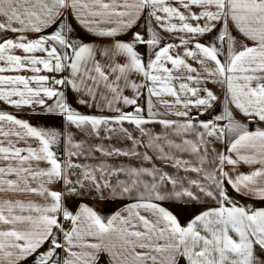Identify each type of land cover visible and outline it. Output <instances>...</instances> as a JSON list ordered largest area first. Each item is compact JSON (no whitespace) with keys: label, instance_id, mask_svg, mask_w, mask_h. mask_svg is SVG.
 Listing matches in <instances>:
<instances>
[{"label":"snow or ice","instance_id":"obj_1","mask_svg":"<svg viewBox=\"0 0 264 264\" xmlns=\"http://www.w3.org/2000/svg\"><path fill=\"white\" fill-rule=\"evenodd\" d=\"M69 17L109 45L73 38ZM142 18L143 31H133ZM164 33L179 43H165ZM209 33L215 42H201ZM209 85L224 90L222 100ZM69 87L87 97L80 104L102 101L116 115L73 109ZM129 88L132 96L124 94ZM145 90L146 109L138 103ZM0 102L62 116L100 141L77 142L0 111V193L44 201L0 199V264H98L101 253L110 264H264V208L239 205L225 187L264 201V0H0ZM217 104L220 114L200 119ZM62 135L64 159L54 150ZM96 153L127 162L73 160H97ZM241 162L251 171L237 172ZM57 184L63 192L53 190ZM66 196L131 202L105 216L83 202L73 212ZM205 198L217 207L186 225L159 203Z\"/></svg>","mask_w":264,"mask_h":264},{"label":"crops","instance_id":"obj_2","mask_svg":"<svg viewBox=\"0 0 264 264\" xmlns=\"http://www.w3.org/2000/svg\"><path fill=\"white\" fill-rule=\"evenodd\" d=\"M174 6H178L175 5ZM183 10V9H181ZM69 20L71 22V25L74 29V32L71 33V36L73 38H78L79 40H82L85 43H94L96 47H107L110 43V40L108 38H98L95 37L91 34H87L76 22L75 19L69 17ZM143 26H144V19H141L140 24L138 25L137 29H133V31L135 30H140L143 31ZM53 28H49L46 29L44 34L50 33L54 30ZM217 28H220V25H217ZM232 33L233 35L239 37L240 39H243L242 37H240V34L238 33V31L235 30V28H232ZM30 38H34L35 34L29 33L28 34ZM178 35V34H177ZM8 37L10 38H14V34L12 33H8L7 34ZM131 36V33L127 34V35H123L121 37H119V39L122 40H128ZM163 40L165 43L168 42H174V43H179V40L176 39L175 35H171V34H167L164 33L163 34ZM201 42L203 43H214L215 42V36H213L211 33L209 34H205L203 37H200ZM250 43V42H248ZM226 47V46H225ZM138 51H140V53L143 55L146 51V49L141 46ZM17 54H21V53H17ZM97 59H100L101 62H104L103 59L97 55ZM196 66V65H193ZM15 73H5V75H13ZM23 75H31V73H20ZM41 74H45V73H41ZM68 73L65 72L63 75H67ZM135 79V77H133ZM209 87L212 88V90L221 97V100L223 99V95H224V90L218 86V85H209ZM65 92V96L67 99V102L71 105V107L79 112H81L82 114H88V115H96V116H113L116 115V113L111 112L107 109L106 106L103 105L102 101H98V103L100 104V107H88L87 105H83L79 103L80 99H87V97L82 96L79 93H75L71 90V88H65L64 89ZM125 95L128 96H132L133 92L132 90L129 89H125L124 92ZM146 99H147V92L146 90L144 91V94L140 97V99L138 100V103L144 107L145 109L147 108V104H146ZM155 99V98H153ZM167 99H171L170 97H168ZM48 103H52V101H48ZM119 107H121L124 111H132V108L129 106H124L122 104L118 105ZM0 111L2 112H6V113H10L14 116H17L18 118L27 120L30 124H32L33 126H38V127H42L48 130H56L58 132H60L61 134H67V133H71L72 134V139L74 141H86L89 144H95V143H99L100 141H97L95 138L93 137H87L85 136L83 133H81L78 129H76L75 127L68 125L66 123V121L64 120V118L62 116L59 115H55V114H47L42 112L39 108H37L35 111H33L32 109L29 108H24V109H15L13 107H11L10 105H7L3 102H0ZM222 111V105L217 104V106L210 111V114H205L203 116L200 117V119L202 120H208L211 119L212 117H214L215 115L220 114ZM146 114V112H145ZM196 112L195 110H193V115H195ZM238 118H239V114ZM169 119H176V117H166ZM147 126V125H146ZM125 127H128L129 130H132V126L131 125H127L125 124ZM135 135H139L138 132H134ZM103 135V133H102ZM0 139H3L2 137H0ZM11 139L15 140V137H11ZM6 143V142H5ZM104 143L107 145L109 144L108 141H104ZM113 143H116L117 145H127L130 146V142L127 141H119L116 142L114 141ZM28 144H31V146L33 147H37V142L35 140H29ZM18 147H26L27 145L21 141L19 143H17ZM221 146V151H224V145L220 144ZM65 147H66V140L63 138V135L61 137V142L59 144H57L56 146H54V150L57 152L58 156L61 159L66 158V152H65ZM26 154V153H25ZM96 157H98L97 160H92V159H84L83 157L77 159V158H73L74 162L77 163H85V164H94V163H98L100 159H106L108 160L109 163H113V164H117V159L118 158H103L100 157L99 153L95 154ZM121 162H125V160H121ZM3 161H0V166H4ZM35 163V162H34ZM40 167H47V165L44 162H40ZM232 166H226L225 170L226 171H230V174L235 175V172L231 171ZM236 171L240 172V173H248L251 171L250 166L243 164L242 162L240 164H238L236 166ZM10 178H15V177H10ZM33 186H35V184H33ZM53 190L55 191H60L63 192L64 188L57 184L55 186H52ZM225 187L227 189L228 195L229 197L237 202L239 205L244 206V207H248L251 206L252 208L258 209V208H264V201H260L259 199H254V198H249L246 196H242L237 194L235 191L232 190V188L225 184ZM0 199H22L25 201L28 200H32L36 203H43L44 201L42 200V198L38 197V196H32V195H14L12 193H0ZM205 198L203 201L201 202H196V201H188V202H180V201H162L159 202L161 204L162 207L166 208L167 210L171 211L172 213H174L180 223L182 225H186L187 222H189L191 219H193L196 215L201 214L203 211H206L210 208H214L217 207L216 202H206ZM86 203L89 206L95 208L100 214L108 216L111 215L113 213H115L116 211L120 210L121 208H123L126 204L130 203L131 201L128 199H122V200H99V199H94V198H86L81 200L80 198H74V197H65V204L67 205V207H69L73 212H75L77 210V207L79 205V203ZM259 255L261 256V258H264V251H261L259 253ZM28 264H31V258L28 262ZM98 264H110L109 261V257L107 256L106 253H101L98 257ZM181 264H184V261L181 260Z\"/></svg>","mask_w":264,"mask_h":264},{"label":"rangeland","instance_id":"obj_3","mask_svg":"<svg viewBox=\"0 0 264 264\" xmlns=\"http://www.w3.org/2000/svg\"><path fill=\"white\" fill-rule=\"evenodd\" d=\"M146 127L150 128L154 133H161L163 131L162 127L160 125H158V124H150V125H147ZM173 139H177V141H178V138L173 137ZM117 146L128 147L127 145H117ZM216 147L221 151L220 144H217ZM183 158L191 159L193 162H195V160H196V158L194 156H189L187 153L183 154ZM123 159L125 160V162H127V158L120 157V158L117 159V164L120 163V161L123 160ZM157 165L159 166V162H157ZM165 170L168 171L170 174H176V170L175 169L165 168ZM179 175H181V176H185L186 175V176H188L189 178H192V179H199L200 178L199 176H197L196 173H192V172L184 173V172L181 171L179 173ZM169 188H170V186H169ZM206 202H213V200L206 199Z\"/></svg>","mask_w":264,"mask_h":264}]
</instances>
